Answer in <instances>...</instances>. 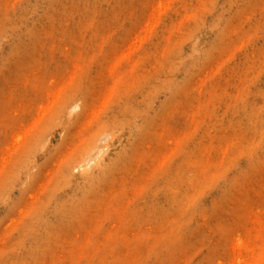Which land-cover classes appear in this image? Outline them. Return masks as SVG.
<instances>
[{"label": "rangeland", "instance_id": "rangeland-1", "mask_svg": "<svg viewBox=\"0 0 264 264\" xmlns=\"http://www.w3.org/2000/svg\"><path fill=\"white\" fill-rule=\"evenodd\" d=\"M95 135L119 165L31 250ZM18 169L0 264H264V0H0V185Z\"/></svg>", "mask_w": 264, "mask_h": 264}, {"label": "bare ground", "instance_id": "bare-ground-1", "mask_svg": "<svg viewBox=\"0 0 264 264\" xmlns=\"http://www.w3.org/2000/svg\"><path fill=\"white\" fill-rule=\"evenodd\" d=\"M19 50V46L16 45L12 52H15ZM132 66V65H131ZM118 67H120V64H118ZM117 68V67H116ZM135 84L132 85V87ZM131 87V91L133 92V88ZM135 88V87H134ZM133 94V93H132ZM71 97H68L66 100L62 102V108L60 110L64 111L67 105H69ZM132 101H129L126 103V106L123 107L124 109L131 112L132 115L137 114L132 109ZM77 107V106H76ZM75 107V108H76ZM71 106L69 105L67 107V113L70 114ZM20 109V110H19ZM23 109V106H16V109L14 108L13 111L11 110V113L17 112V114H21ZM20 111V112H19ZM122 112V110H121ZM123 114V113H122ZM122 114L115 117L113 120L112 126L119 127V125H123L125 123V118H120L123 116ZM12 119V117H11ZM12 122V121H11ZM98 143V137L95 135L91 137L89 142L87 143V147L84 148L79 152L78 155H76L74 158L71 159V161H68L65 166H63L59 173V179L53 190L51 191L48 200L50 201L54 195V193L57 192V190H60L62 186L69 185L70 182L73 180V168L75 166H82V172L79 174L78 180L76 181L75 188L72 192H70L63 201L56 203L55 205V212H54V218L48 220L45 218L41 212L37 215L36 222L33 224L32 229H34L36 236L34 246L32 245L30 248L31 250L35 249L38 251L42 245V243L48 239V236L53 233V231L58 228L57 221L61 222L63 219L71 218L73 215H75L76 212H79V209L81 208L82 204L88 200V197L90 194L94 193L99 187L102 186L103 183H105L106 178L108 175L114 171L117 166L119 165L120 159L114 160L113 162H110L109 164H105L102 161V157L97 158L94 157L93 159L89 158L91 152L95 150ZM22 162V161H21ZM20 162L19 167H23V163ZM16 174L8 173L4 176V178L1 181L0 185V197L2 199V194H5L7 190L10 189L11 184L13 180H17L22 173V169H18L15 171ZM26 178L30 177L29 173H27ZM168 188H173V185H170L169 183L166 185L163 184V190H167ZM184 199H188L187 197H183ZM180 199L179 202H183L184 199ZM173 204L178 203V201L175 199V193L172 196ZM188 201V200H187ZM57 226V227H56ZM178 227V226H177ZM170 237L169 235H166L165 240H168ZM164 239H162L161 242H166ZM157 241L160 243V240L157 239ZM248 247V246H246Z\"/></svg>", "mask_w": 264, "mask_h": 264}]
</instances>
